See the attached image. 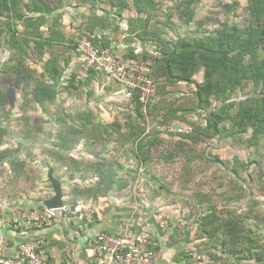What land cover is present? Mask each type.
Listing matches in <instances>:
<instances>
[{
	"label": "rangeland",
	"instance_id": "rangeland-1",
	"mask_svg": "<svg viewBox=\"0 0 264 264\" xmlns=\"http://www.w3.org/2000/svg\"><path fill=\"white\" fill-rule=\"evenodd\" d=\"M114 1L99 0L97 3L96 0L98 8L109 15L107 22H101L95 31L99 33L100 28H110V44L125 42L127 45L122 50L125 52L130 48L138 52L154 50L155 44L174 42L177 35L189 29L211 30L222 22L235 23L239 27L251 24L264 27V11L253 14L248 7L250 0H192L188 9H183L181 0H147L152 9L141 14L131 6L132 0H125L127 7L122 11L113 4ZM80 2L83 3L68 0L72 6H80ZM85 4L94 7L90 2ZM73 10L77 9L73 6ZM135 17L140 18V26L126 34L128 27L122 24L129 20V29L133 28ZM92 20L97 21L94 17ZM71 24H68L70 29L64 27L61 34L63 38L70 37L69 43L74 46L75 40H81V33L73 30L75 26ZM110 46L108 48L114 52ZM65 50L69 49L65 47ZM2 54L0 52V70L8 58ZM16 54L17 60L22 58L21 62L31 61V54L27 56L19 51ZM29 63L31 70L25 82L28 89L44 78L42 70L33 62ZM60 66L64 68V64ZM150 68L154 92L149 104L151 113L143 118L135 115V106L128 94L118 105L114 103L118 93L111 91L112 78L103 69H96V75L100 76L97 83L84 85L82 81L87 73L84 61L74 70L73 78L81 80L78 87L69 89L70 78L66 77L65 82L56 87L54 100H45L41 106L33 100L26 101L25 93H22L18 97L21 102L18 110L0 113L3 124L15 128L17 136L22 137V142L17 144L6 135L0 142V153L11 150L14 158H11V164H0V197L20 202L25 207L27 201L52 195L47 178L51 167L62 183L64 198L81 200L79 206L85 208L81 212L88 209L92 215L100 200L91 190L96 187V175L98 172L110 174L113 182L106 214L126 235L143 233L153 236L152 239L146 235L148 244H153L154 262L155 256L159 255L172 262L177 259L173 264H184L187 260L199 259L209 247L214 254H220L217 264H234L227 260V248L221 247L219 237L214 243H208L201 223H204V216L215 209L219 222L239 216L249 226L257 223L261 230L257 233L264 240V136L256 135V142L250 145L246 141L250 131L225 137L217 135L193 146L173 139L171 135L179 127L188 128L191 122H204L203 110L189 109L195 102L192 93L195 82L203 80V70L195 72L193 83H170L165 81L164 74L154 72L153 66ZM102 78L108 80V85L102 86ZM250 85L247 83L245 90ZM12 95L8 96L9 99ZM171 109H176V114L186 120L174 118L169 126L165 125L162 117ZM105 110L111 114L112 110L117 112V115H107L111 118L106 121H112L114 126L107 129L93 127L92 124L102 121L100 115ZM61 114H64L62 122L51 123ZM45 116L49 121L38 128L39 119ZM142 124L146 126L144 133L156 138L138 154L136 143ZM157 131L161 133L157 134ZM59 134L74 138L70 152L67 153L62 146ZM118 183L122 185L120 191H116ZM87 188L90 192L84 191ZM204 228H210L209 223Z\"/></svg>",
	"mask_w": 264,
	"mask_h": 264
},
{
	"label": "trees",
	"instance_id": "trees-1",
	"mask_svg": "<svg viewBox=\"0 0 264 264\" xmlns=\"http://www.w3.org/2000/svg\"><path fill=\"white\" fill-rule=\"evenodd\" d=\"M81 1L83 3L90 2L95 8L99 9L96 0ZM30 2L31 4L32 2L36 4L39 2V8L45 14L56 12L55 7L57 6L48 1L29 0L28 3ZM191 2L192 0H181L180 5H183V9H188ZM19 3V0H0V52L3 53L2 55L8 57L4 61L2 70H0V113L5 114L12 113L15 109L18 110V105L21 103L18 97L22 93H25L26 101L33 100V102L41 106L45 100H54L57 93L56 87L60 86V79L64 73L63 68L58 64V58H55L56 56L54 55V57L52 52H43L44 55L42 54L41 59L31 60L28 63L23 62L24 60L21 62L22 58L17 60L16 52H21L22 50V43L14 37V34L17 32L24 35H33L35 41H37V37H41L44 39V42L43 44H39L40 46L47 45L52 47L53 41H63L60 33L57 34L50 30L48 34V30L44 26L39 30V27L37 28L34 25H31L29 28L23 24L25 29L19 31L17 29L18 25L22 26V23L25 21L29 22L32 19V17H25L23 13L18 12L17 5ZM113 4L121 7L120 11L127 7L125 0H115ZM24 6H27V4ZM131 6L137 14L146 13L148 9H152L147 0H132ZM248 7L253 14L260 13L264 11V0H250ZM45 14L41 13L39 15L42 23L43 21L46 22L49 17H46ZM117 15L119 16L120 13ZM95 17L98 20L99 17ZM14 18H17L20 24L13 22ZM96 22L94 21L93 25ZM139 22L140 18L135 17L134 25L131 26L133 27L132 29L139 27ZM93 25L90 26L92 29ZM129 27L130 23L128 20ZM48 28L51 29L50 27ZM45 31L47 35L43 36L42 32ZM82 35L81 39L89 38L97 44L100 42L99 45L102 47H108L110 43L109 40L103 37L91 36L90 33H86L85 31H82ZM139 36L143 39L142 35ZM75 41L73 47L76 53L79 54L80 52L77 49L79 40ZM114 52L118 57L125 60L143 58L150 67H154L152 68L154 72L157 71L158 74H164L165 81L170 83L176 81L193 83L194 79L192 77L195 72L203 70V80L195 82V89L192 92L195 102L189 109L192 110L196 107L203 110L204 122H191L190 131L174 130L175 134L172 133L171 135L173 139L193 146L207 139H212L217 135L225 137L226 135L244 134L250 131V135L246 139L250 145L256 142V135L261 134L264 136V27H258L253 24L239 27L235 23L222 22L218 27L211 30L189 29L183 34L177 35L174 42L165 41L163 45L155 44L154 50H142L138 52L134 48H130L127 52L119 49ZM82 60L84 61L83 57ZM14 61L17 62L13 66H10L9 64ZM29 62H33L42 70L44 78L38 79L34 87L28 89L25 86V82L31 70L29 66L31 63ZM63 62L66 63V61ZM86 74L82 83L90 85L92 79L96 77V69L90 68ZM79 83H81V80L72 77L68 88L78 87ZM247 83H251V85L249 89L245 90ZM11 93L13 94L12 99H9L8 96ZM129 96L128 98L133 103V106H135V115L143 118L144 116L139 111L137 104H134L136 95L130 93ZM175 110H169L168 114L162 117V122L165 125L169 126L174 118L186 120L183 116L177 115ZM103 112L104 114L100 115L102 121H98L96 124H92V126L104 127L105 129L112 128L114 123L106 121L111 118H108L107 115H117V112L115 110H112V114L109 113V110ZM150 113L148 105L147 115ZM64 114L58 115L57 119H53L51 123L62 122ZM48 119L47 116L39 119L40 124H37L38 128H41L43 122H48ZM87 123L90 122H86L85 124ZM100 123H105V125L100 126ZM145 129V124H142L138 130V142L136 143L138 154L140 152L143 153L142 147L153 144V139L156 138H153V134L144 133ZM159 133L161 132L157 131V134ZM5 135L11 137L16 144L22 142V137L17 136L15 128H10L7 124H3L0 119V142ZM58 137L61 138L60 141L66 152H70L69 149L75 141L74 138L68 135L61 136V134ZM12 157L11 150H4L0 153V164H11ZM96 176L98 178L96 187L91 190L95 192V196L100 200L98 208L91 215L92 222H97L109 210L107 208L110 205L108 203V195L113 182V175L110 176V174L98 172ZM121 187L122 185L118 183L116 191H120ZM84 191L90 192V189L87 188ZM2 198L1 196L0 200ZM44 198L46 197H39L37 199L42 200ZM64 201L74 206L78 205L81 200L76 198L67 200L64 198ZM7 202L11 201L7 200ZM42 208L43 206L34 207V209ZM203 221L204 223H201V226L204 225L202 230L207 235L208 243H214L216 237H219L221 247L227 248V260H232L234 264H264V240L257 233V231H261L257 223L249 226L239 216L227 217L225 220L219 222L215 209L211 210L210 213L208 212L204 216ZM208 223L210 228H204ZM122 231L120 230L119 232ZM106 232L115 233L117 231L109 229ZM149 248L153 251V244L150 243ZM90 249L92 250V247ZM211 249L206 247L204 250L205 254L199 259L191 262L187 260L184 264H217V259L220 260V254H214ZM223 251L221 249L222 253ZM187 256L191 258L190 255ZM94 259L97 264L96 254ZM152 260L154 262V254L148 263H151ZM175 260L177 259L174 258L173 261L175 262Z\"/></svg>",
	"mask_w": 264,
	"mask_h": 264
},
{
	"label": "built area",
	"instance_id": "built-area-1",
	"mask_svg": "<svg viewBox=\"0 0 264 264\" xmlns=\"http://www.w3.org/2000/svg\"><path fill=\"white\" fill-rule=\"evenodd\" d=\"M80 55L84 58V69H103L105 74L119 86L126 94L134 93L139 111L147 115L154 92L151 78V68L143 59H122L108 47H102L89 38L81 39L77 45ZM148 119V116L147 118ZM190 131L191 127L176 129ZM85 209L78 205L63 204L61 208L42 209L26 208L20 203L9 204L5 199L0 200V264H50L45 255L47 240L44 236L35 235L37 229L53 224L59 216L66 212L78 214ZM90 210L86 209L80 219H90ZM8 232V233H6ZM11 232L21 237L14 247L11 246ZM122 232H98L91 247L97 256V264H148L153 257L149 248L147 236L138 233L130 236Z\"/></svg>",
	"mask_w": 264,
	"mask_h": 264
},
{
	"label": "crops",
	"instance_id": "crops-1",
	"mask_svg": "<svg viewBox=\"0 0 264 264\" xmlns=\"http://www.w3.org/2000/svg\"><path fill=\"white\" fill-rule=\"evenodd\" d=\"M19 1L20 3L17 5L18 12L23 13L25 17H28V16L32 17V19H30L29 22L25 21L24 23H22V26L21 25L17 26V29L19 31L25 29L23 26V24H25L29 28L31 27V25H34L37 28L39 27V30H41L44 26L45 28H47L48 34L50 30H52L57 34L60 33L61 35V38L63 41L55 40L52 43V47H49L47 45L46 46L39 45L41 43L43 44L44 42V39H42L41 37H37L36 38L37 41H35V39L33 38V35H24V34H19L18 32L14 34L15 39L18 40L20 43H22L23 47L25 46L24 48L25 50L22 49L21 53L22 54L24 53L27 56H30L31 54L32 56L31 60H38L39 58L41 59L42 54L44 55L45 52H52V55L53 56L55 55L56 57L55 56L54 57L58 58L57 60L59 64L60 63H62L60 65L64 64V68L62 67L64 73L60 79L62 80V82L60 81V86L62 85L63 82H65L64 79H66V77L70 78L67 84V87L70 85L71 79L75 75L74 70L79 66L80 62H83L82 56L76 53L74 47L71 46L72 44L69 43L70 37L67 38V36H65L66 38H63L61 33H62V30L64 31V27L67 29H70L68 24L72 23L73 25L72 24L71 25L75 26L73 27V30L77 32L80 31L79 32L81 33L79 34L80 36H82V31H85L86 33L91 32V33H94L95 36L99 38L103 37L104 39L110 41L109 39L110 37L108 36L109 32H111L110 28H107V27L100 28L99 33L98 31L97 32L95 31L97 27L99 26V24H101V22L102 23L107 22L108 20L109 14L107 12L104 13V10L102 11L101 9H97L95 7H88L86 6V4L83 5V3L80 2L79 4L80 6L76 4L73 5L74 8L77 9L76 11H74L72 4H69L68 0H45L57 6L55 7L56 12L45 14L39 8V2L38 4L34 2H32L31 4V2L28 3L29 0H19ZM25 4H27L28 7L24 6ZM41 13L45 14L46 17L49 16L46 22L43 21L42 23L40 21L39 15ZM102 13H104L105 15L102 16ZM95 16L99 18L97 22L93 25L94 21L92 20V17L96 19ZM109 20H111V17L109 18ZM13 22L20 24V21L17 18H14ZM92 25H93V29L90 27ZM124 25L125 27H128V20H127V23L122 24V26ZM48 27H50L51 29H49ZM127 29H128V32H126V34L128 33L130 34L129 31H131L132 28L131 29L127 28ZM47 33L46 31L42 32V35L46 36ZM110 43L108 46L111 45ZM112 44L115 47L113 45H111L110 47H113L115 51L116 50L118 51V49L123 50L124 46L127 45L125 42H122L121 44H117V45L115 43H112ZM65 47L68 48L69 50L64 51ZM63 61H66V63H64ZM94 78L92 79V82L90 83L89 86H93L92 84H95L100 80V76L98 77L96 75V77ZM84 79L85 78L83 77V80ZM100 82L102 83V86L108 85L107 79L104 81L102 78V81ZM112 83H111L112 87H110V89L111 91L112 90L115 91V94L118 93V95H116L117 99L114 100L116 101L114 103L118 105L120 103L119 101H123L127 94L124 93L121 86H119L116 83H113V84ZM50 196L51 195H48V197ZM44 199L27 201L25 202L24 206L26 208H34L36 206H43L42 201ZM9 204L16 205L19 203L9 202ZM82 213L83 212H80L78 214H75V213L69 214V213L64 212L50 226L45 227V228H40L32 232L35 235L37 234L39 236H44L46 238L47 246L45 248V255L47 256L50 264H96L95 259H94L95 253L93 250L90 249L91 242L93 241V238L95 237V235L98 232L107 231L109 229H112V231H117V232L120 231L119 224H115V223L113 224V220L111 216L106 213L105 215H102L101 218H99L97 222H92L91 214L88 217L90 219L89 221H87L86 218L80 219L79 215H82ZM8 235L11 237L10 239L11 246L14 247L16 242L21 238L19 237L20 234H15L11 232V234H8ZM147 236H150V235H147ZM151 238L153 239V236ZM161 257L162 256H159V255L158 257L156 256L155 262H153L152 260V262L148 264H170L172 262L171 259L167 260L165 259V257L161 259ZM173 263L174 262H172L171 264Z\"/></svg>",
	"mask_w": 264,
	"mask_h": 264
},
{
	"label": "water",
	"instance_id": "water-1",
	"mask_svg": "<svg viewBox=\"0 0 264 264\" xmlns=\"http://www.w3.org/2000/svg\"><path fill=\"white\" fill-rule=\"evenodd\" d=\"M53 168H49L47 172V178L51 184V188L53 191V194L45 198L42 201V205L46 208H61L64 204V195L62 190V183L61 181L54 175Z\"/></svg>",
	"mask_w": 264,
	"mask_h": 264
}]
</instances>
